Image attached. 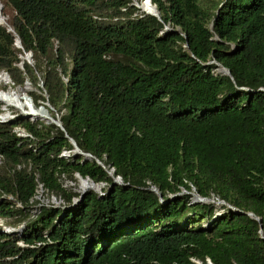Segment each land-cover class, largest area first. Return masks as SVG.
Returning a JSON list of instances; mask_svg holds the SVG:
<instances>
[{"label":"trees","instance_id":"obj_1","mask_svg":"<svg viewBox=\"0 0 264 264\" xmlns=\"http://www.w3.org/2000/svg\"><path fill=\"white\" fill-rule=\"evenodd\" d=\"M150 1L0 0V264H264V0Z\"/></svg>","mask_w":264,"mask_h":264},{"label":"rangeland","instance_id":"obj_2","mask_svg":"<svg viewBox=\"0 0 264 264\" xmlns=\"http://www.w3.org/2000/svg\"><path fill=\"white\" fill-rule=\"evenodd\" d=\"M135 2H136V0H135ZM32 61L30 60L29 61V63H31ZM28 63V62H27ZM214 72H217V68L214 70ZM0 87H1V89H3V90H9L10 88L11 89H13V90H15V92L18 94V96L21 98V101H22V104L24 103V104H26V105H33L32 104V102H31V99H30V97L28 96V94H29V92L30 91H32V86L30 85V84H28V83H25V85H23V86H17V87H12V85L10 84V81L7 83V84H4V83H1L0 84ZM25 90V91H24ZM1 103V106H0V109L1 110H3L4 112V114H6L7 113V111L10 113V114H19L21 117H24V118H29L30 120H32V121H35V119H31L29 116H27L26 115V113H25V110L26 109H18L17 107H15V106H9L8 108H6L5 109V106L3 105V103L2 102H0ZM28 103V104H27ZM28 105V106H29ZM30 107V106H29ZM36 109H39V107H36ZM42 109V108H41ZM47 113H49V112H47ZM50 114V113H49ZM11 117V116H10ZM36 120H39V119H36ZM39 121H43V122H45V123H48L49 121L48 120H46V119H40ZM65 152H68V151H65ZM65 152H63L62 154L63 155H65V156H68L69 155V153L67 154V153H65ZM76 180H77V182H76V185H77V190L79 191V192H81V191H83V192H85V191H87V190H89V189H86V190H81L80 189V183H79V181H78V179L76 178ZM97 186H98V188L99 189H101L104 185L102 184V183H95ZM91 190H93V189H91ZM94 191V190H93ZM100 191V190H99ZM99 191H97V192H99ZM191 193H194L193 191H191ZM42 193H41V189H39L38 190V194H37V198H38V200H39V202H40V204H47L48 202L49 203H54V204H57V201H55L54 200V198H46L44 195H41ZM206 201H208V202H212L217 208L218 207H220L221 205H222V202L221 201H219V200H217L216 198H211V199H209V200H206ZM202 221V224H203V226H205V225H207V223H206V221H204V220H201ZM0 223H1V220H0Z\"/></svg>","mask_w":264,"mask_h":264},{"label":"bare ground","instance_id":"obj_3","mask_svg":"<svg viewBox=\"0 0 264 264\" xmlns=\"http://www.w3.org/2000/svg\"><path fill=\"white\" fill-rule=\"evenodd\" d=\"M143 10L149 13H156L153 6L149 5L147 2L143 4ZM9 81L10 79L8 75L5 72L0 71V84L1 83L7 84ZM0 102L3 103V105L5 106V109L8 108L9 106H15L18 109H26L25 113L31 119H35V120L36 119H39V120L46 119L48 121H50L51 119V115L47 113L46 111H44L43 109H41V107H39V109H36L34 105H29L27 103L30 106L29 107L28 105L24 103L22 104L21 98L18 96L15 90L11 88L7 91V90L1 89L0 87ZM89 187H95V185H92L89 181L80 183L81 190L82 189L86 190Z\"/></svg>","mask_w":264,"mask_h":264},{"label":"water","instance_id":"obj_4","mask_svg":"<svg viewBox=\"0 0 264 264\" xmlns=\"http://www.w3.org/2000/svg\"><path fill=\"white\" fill-rule=\"evenodd\" d=\"M1 7H2V5H1V3H0V24H4V23H5V22H4V18L1 16ZM153 8H154V10H155L156 13H149V12H148V14H151V15H153V16L159 18L158 10L156 9L155 6H153ZM164 28H167V26H165ZM15 45H16L17 47H20V43H19V40H18V39L16 40ZM23 59H24L26 62L29 63V61L31 60V54H30V53H27L26 55L23 56ZM211 62H213V61H211ZM216 65H217V72H220V73H222V74H225V75L230 76V72H229V70H228L226 67L222 66L220 63H216ZM49 122L55 124V125L58 126L61 130H64L63 127H62V125H61L60 120H59L57 117H56V118L51 117V119H50ZM64 136L67 137V134H65ZM69 142H70V143L72 144V146H73V149L71 150L72 152H75L76 154L83 155V158H84V159H89V158L91 157V155H90L89 153H84V152H82V151L77 147V145L75 144V142H74V140H73L72 138H69ZM65 153L68 154L69 151H68V152H65ZM97 162H98V161H97ZM75 177L78 179L79 183L89 181L92 185H95V187H89L88 189H93L95 192H97V191L100 190V189L98 188V186H97L93 181H91V180H89V179H86V178H81V177L78 175V173L75 174ZM113 183H119V184H120V183H121L120 178H119V177L114 178V179H113ZM98 193H100V191H99ZM83 194H84V192L81 191L79 197L76 198V199L74 200V203L78 202V201L82 198ZM191 195H192V202H204V201H206V200H209V199H206V198L199 197L196 193H191ZM159 196H160V195H159ZM221 202H222V204H224L223 201H221ZM247 214L250 215V216H252V213H247ZM254 218H255V220H257V221L260 222V219H259L258 217H254ZM198 264H199V263H198ZM209 264H212V263L209 262Z\"/></svg>","mask_w":264,"mask_h":264},{"label":"built area","instance_id":"obj_5","mask_svg":"<svg viewBox=\"0 0 264 264\" xmlns=\"http://www.w3.org/2000/svg\"><path fill=\"white\" fill-rule=\"evenodd\" d=\"M148 3L149 5H152V6H155L154 4H152L151 3V1L150 0H141L139 3L136 1L135 2V0H133V2H132V4H134L137 8H138V11L136 12V13H134L133 15L134 16H138V17H141V16H143V15H145V14H148V12H145L144 10H143V4L144 3ZM4 112V111H3ZM1 113L0 114V121H5V120H7L8 119V115L9 114H4V113ZM16 131H17V135H20V136H26L27 134L23 131V130H21V129H15ZM4 230H8V228L7 227H4Z\"/></svg>","mask_w":264,"mask_h":264},{"label":"clouds","instance_id":"obj_6","mask_svg":"<svg viewBox=\"0 0 264 264\" xmlns=\"http://www.w3.org/2000/svg\"><path fill=\"white\" fill-rule=\"evenodd\" d=\"M6 114H10L9 112H7ZM9 116V115H8Z\"/></svg>","mask_w":264,"mask_h":264}]
</instances>
